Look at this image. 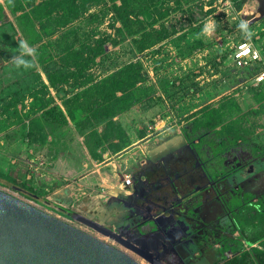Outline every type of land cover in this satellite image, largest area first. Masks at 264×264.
<instances>
[{
	"label": "rangeland",
	"instance_id": "374dc122",
	"mask_svg": "<svg viewBox=\"0 0 264 264\" xmlns=\"http://www.w3.org/2000/svg\"><path fill=\"white\" fill-rule=\"evenodd\" d=\"M74 1L77 8L67 0H0V189L148 264L74 216L51 208L46 193L27 178L26 160L31 159L32 147L36 149L28 132L32 121L41 119L46 110L41 105L34 107L33 102L38 96L46 100L51 95L46 103L54 112L49 116L53 125L48 130L55 137L53 146L62 142L68 130L72 139L73 128L76 138L84 137L86 142V136L95 128L103 135L108 123L100 124V119H94L89 112L80 116L77 111L80 126L76 125L65 102L76 109V99L82 92L111 75H119L127 66H137L144 76L138 86L149 92L119 114L125 117L131 132L147 134L150 120H139L146 112L152 117L158 112L156 119L159 115L165 117L166 128L178 124L181 129L193 131L191 123L204 120L205 113L215 109L219 111V117H215L219 126L248 135V142L242 143L248 151H253L254 146L264 148V85H251L249 72L236 69L231 60L234 47L245 39L264 51V19L248 20L260 15V0H146V4L145 0H132L136 11L151 8L156 23L150 25L145 15L132 14L128 26L122 24L114 8V3L122 4L121 0ZM26 13L36 29L43 30L42 40L35 45L29 43L22 29L28 24H22ZM18 60L31 66H17ZM50 76L55 80L52 90L47 87L52 84ZM123 94L118 92V96ZM116 124L121 129L119 138L106 141L104 149L110 144L123 147L132 143L123 125ZM81 126H85L86 135L80 132ZM53 146L49 148L53 150ZM14 159L18 162L14 163ZM6 175L17 180L18 187ZM19 187L31 188L32 194L40 198L26 196ZM242 246L245 247L243 242ZM252 248L257 247L249 250ZM227 253L223 257L234 256L233 252L231 257Z\"/></svg>",
	"mask_w": 264,
	"mask_h": 264
},
{
	"label": "flooded vegetation",
	"instance_id": "af4514ba",
	"mask_svg": "<svg viewBox=\"0 0 264 264\" xmlns=\"http://www.w3.org/2000/svg\"><path fill=\"white\" fill-rule=\"evenodd\" d=\"M233 152L236 153H219L224 157L223 165L216 163L214 156H208L210 162L206 165L198 147L191 144L182 158L167 159L160 164V169L152 167L143 172L148 182L140 189L138 199H141L125 202L131 207V214L142 215L140 222L129 228H108L140 246L156 232L147 226V235L143 239L138 229H144L147 221L161 213L162 208L175 205L178 212L175 217L179 222L167 221L168 227L161 229L149 245H144L150 261L135 255L148 264H223L226 245L235 248L241 241L234 213L241 210L242 204L233 208L231 201L235 197L243 201L246 194H251L254 195L252 203H257L264 196V177L261 173L264 172V157L254 150ZM208 167L210 172H221L213 178ZM174 182L180 189L178 196L171 198L169 188Z\"/></svg>",
	"mask_w": 264,
	"mask_h": 264
},
{
	"label": "crops",
	"instance_id": "0c3cea01",
	"mask_svg": "<svg viewBox=\"0 0 264 264\" xmlns=\"http://www.w3.org/2000/svg\"><path fill=\"white\" fill-rule=\"evenodd\" d=\"M258 48L264 56L263 48ZM47 87L52 90V84H47ZM50 96V94L47 95L46 100ZM156 114L154 117L157 116ZM141 116L139 120L142 123L150 120L147 123L149 125L147 134L142 135H139L138 131L129 130L124 116L119 115L114 119L116 123L123 125L126 138H129L132 143L123 147L121 151L110 148L100 149L102 160L95 159L91 155L84 137H80L78 133L80 138H76L75 128H73L74 137L71 139L70 131H66L68 132L64 136L66 138L63 137L57 147L53 146L55 137L51 135L44 144L34 143L33 146L36 149L32 147L31 159L26 160L29 164L24 170L28 172L27 178L33 182L35 187L46 193L47 204L61 214L69 217L81 215L92 218L113 229L133 226L134 223L140 222L142 215L131 214V207L125 205V197L131 196L130 201L132 202L141 199H138L140 189L148 182L143 172L152 167L160 169V164L167 159L182 158L191 144L197 147L201 145L203 152L206 153L203 154V161L207 165L212 155L210 141L215 138L218 144L222 142L215 135L211 136L209 132L197 136L191 129L186 131V127L181 129L178 124H172L166 128L165 117L160 115L158 119L148 112ZM150 123H153V126ZM242 143L243 141L240 140L238 147L226 151V154H235L236 152L233 151L238 150L248 151L247 145L244 146ZM50 146H53V150L49 148ZM44 150L47 153H44ZM13 162L17 163L18 160L14 159ZM127 173L134 177V182L130 186L124 182V175ZM176 186L178 185L174 182L169 188L171 198L178 196ZM33 197L37 200L40 198L39 195ZM132 208H134L133 205ZM258 244L256 243L257 247L261 248Z\"/></svg>",
	"mask_w": 264,
	"mask_h": 264
},
{
	"label": "trees",
	"instance_id": "16d2710c",
	"mask_svg": "<svg viewBox=\"0 0 264 264\" xmlns=\"http://www.w3.org/2000/svg\"><path fill=\"white\" fill-rule=\"evenodd\" d=\"M70 4L75 5L74 0H67ZM86 1H95V0H86ZM116 1V0H115ZM161 0L160 2H163ZM121 5L114 3V8L118 13L120 20L124 26L127 25V21L130 19L132 14H136V16L145 15L148 20V24L152 25L156 23V20H153L152 17L153 13L151 8H147V10H135L132 6V0H121ZM146 0L144 4H146ZM39 5H37L38 7ZM133 7V8H132ZM77 8V5H75ZM23 17V23H28L27 25H23V32L27 36V39L31 45H35L39 43L42 38L43 30L36 29L33 19L31 18L29 13H26ZM153 20V21H151ZM145 21V20H144ZM140 23H144L143 21ZM40 61H43V57L39 55ZM126 73V74H125ZM128 74V75H127ZM144 79V76L137 70V66H127L123 69V71L119 75H111L105 82H100L91 86L88 90L82 92L80 96L76 99L75 108H72L65 102L67 113L72 118L73 122L76 125L80 126V123H77V116L75 112L78 111V115H82V113L91 114L94 119H100L97 122L102 124V122L108 123V128L104 129V134H99L96 128L92 131V133L86 136V146L89 149L91 155L98 160H102V155L99 153L100 149H104L106 145V141L108 140H115L119 138L118 132L121 130L120 126L113 121L114 117L118 116L119 114L128 110L132 104L139 103L140 97L146 96V93L149 92V89L144 88L142 86H138L139 82ZM50 80L52 86L55 87V80L53 76H50ZM122 91L124 94L122 96H118V92ZM139 96V99L137 98ZM86 100H85V98ZM84 99L81 103V99ZM89 102V104H88ZM33 106L41 105L42 108H46L44 110L42 118L34 119L31 123L28 135L32 139L33 143H46V140L50 134L48 131L50 126L53 125L50 115H52L53 110L52 108L48 109V104L46 103L45 97L42 96L41 98L36 99L33 102ZM96 104V105H95ZM75 109V110H74ZM57 110V109H56ZM60 113L63 114L62 111L59 110ZM64 115V114H63ZM219 117V111L212 109L205 113L204 120L194 121L191 123L192 125V132L194 135H201L203 133H211L212 136L215 135L217 139L221 140V143H217L215 138L214 140L210 141V147L212 148L211 156H214L215 162L223 165L224 157L219 156V153H224L232 148H236L239 144V141H244L248 139V135L245 133H241L237 129L227 128L224 125L219 126V122L215 117ZM90 119V117H89ZM104 119V120H103ZM86 128L88 125H86ZM82 127L80 132L82 135H86V128ZM218 127H221L218 129ZM189 128H186L187 131ZM202 132V133H201ZM112 138V139H111ZM243 139V140H242ZM204 142V140H203ZM248 142V141H247ZM110 144V148L115 151H121L123 147L127 146L124 145L121 147L119 144ZM198 149L200 154H206L203 152V148L201 145H198ZM253 150L259 155L260 157H264V148L260 146H254ZM207 157V156H206ZM218 164V165H219ZM210 169V167H209ZM208 172L211 174L213 178L219 175V172ZM0 174V178H1ZM7 176V175H6ZM15 187L17 186V180L14 178L7 176ZM19 190L23 192L28 197H33L34 194L31 192V188L28 187H19ZM254 195L246 194L245 198L240 200L239 197L233 198L231 201L232 207H240L241 210L239 212L234 213L235 221L238 225V229L241 232V241L237 247L232 248L229 244L223 249V253L227 251H232L234 256L232 258H225L223 264H264V196L257 203H252V199ZM245 202V203H244ZM242 240H245L249 245H253L259 243L261 248H252L251 250H246L244 246H242Z\"/></svg>",
	"mask_w": 264,
	"mask_h": 264
},
{
	"label": "water",
	"instance_id": "95a60500",
	"mask_svg": "<svg viewBox=\"0 0 264 264\" xmlns=\"http://www.w3.org/2000/svg\"><path fill=\"white\" fill-rule=\"evenodd\" d=\"M258 12L259 16H250L248 20L256 22L264 18V0H260ZM176 191L179 192L177 186ZM130 197L126 196L125 199ZM177 213L175 205L164 207L161 213L147 221L144 229L140 227L138 231L144 239L147 235L145 229L150 226L155 229L156 234L151 238L155 240L161 229L168 227L167 221L177 219ZM74 218L150 261L144 247L149 245L151 239L137 246L96 220L81 215H74ZM0 264L142 263L122 248L0 189Z\"/></svg>",
	"mask_w": 264,
	"mask_h": 264
},
{
	"label": "built area",
	"instance_id": "2783aa9c",
	"mask_svg": "<svg viewBox=\"0 0 264 264\" xmlns=\"http://www.w3.org/2000/svg\"><path fill=\"white\" fill-rule=\"evenodd\" d=\"M231 60L236 68L245 72L247 70L251 75L250 83L253 86L264 85V56L252 41L245 39L239 42L233 49ZM124 182L130 186L134 182V177L130 174L124 175ZM245 249L249 250L251 247H257L256 244L249 245L243 241ZM231 257V253H227Z\"/></svg>",
	"mask_w": 264,
	"mask_h": 264
},
{
	"label": "clouds",
	"instance_id": "9594fccd",
	"mask_svg": "<svg viewBox=\"0 0 264 264\" xmlns=\"http://www.w3.org/2000/svg\"><path fill=\"white\" fill-rule=\"evenodd\" d=\"M242 27H244V26L242 25ZM22 44H23V42H22ZM20 65H23L24 67H30L31 66V64L29 62H25L23 60H18L17 61V66H20Z\"/></svg>",
	"mask_w": 264,
	"mask_h": 264
}]
</instances>
